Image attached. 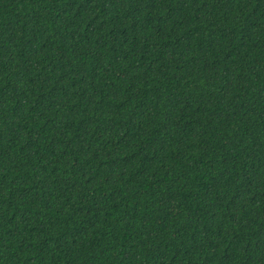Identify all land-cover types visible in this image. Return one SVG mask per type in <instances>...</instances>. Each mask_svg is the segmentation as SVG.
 I'll return each instance as SVG.
<instances>
[{"label": "trees", "instance_id": "16d2710c", "mask_svg": "<svg viewBox=\"0 0 264 264\" xmlns=\"http://www.w3.org/2000/svg\"><path fill=\"white\" fill-rule=\"evenodd\" d=\"M0 264H264V0H0Z\"/></svg>", "mask_w": 264, "mask_h": 264}]
</instances>
